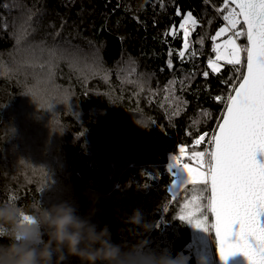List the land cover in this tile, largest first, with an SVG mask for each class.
Wrapping results in <instances>:
<instances>
[{
  "label": "trees",
  "instance_id": "16d2710c",
  "mask_svg": "<svg viewBox=\"0 0 264 264\" xmlns=\"http://www.w3.org/2000/svg\"><path fill=\"white\" fill-rule=\"evenodd\" d=\"M220 5L0 0V201L17 203L0 202V211L37 223L35 247L50 241L48 214L62 206L73 211L81 247L114 246L112 264H198L195 226L178 215L209 193L198 184L173 194L167 164L180 146L213 133L225 108L214 97L230 94L222 81L238 82L232 66L219 75L207 68L211 36L225 23ZM178 9L199 21L194 57L178 56ZM173 27L177 35H166ZM9 231L0 221V246L12 242ZM209 239L217 264L213 232ZM63 255L62 264H81Z\"/></svg>",
  "mask_w": 264,
  "mask_h": 264
},
{
  "label": "snow or ice",
  "instance_id": "6c2138e0",
  "mask_svg": "<svg viewBox=\"0 0 264 264\" xmlns=\"http://www.w3.org/2000/svg\"><path fill=\"white\" fill-rule=\"evenodd\" d=\"M217 11L225 23L211 36L214 58L208 60L207 68L219 75L232 66L239 79L236 85L222 81L230 94L214 97L225 108L213 133L198 135L191 149L182 145L173 157L174 164L187 174V181L177 187L200 184L210 193L186 200L178 216L214 232L222 261L240 253L248 264H264V162L258 159L264 157V0H221ZM177 15L183 33L178 56L194 57L190 37L199 21L191 12L182 14L178 9ZM169 34L177 35L175 27ZM241 37L246 38V46L238 43ZM167 63L173 67L171 59ZM241 66L246 70L240 71ZM203 76L207 78L209 72ZM203 144H208L207 151L195 150ZM205 198L206 205L201 204ZM6 201L16 203V198L0 202ZM208 212L214 221L210 227Z\"/></svg>",
  "mask_w": 264,
  "mask_h": 264
},
{
  "label": "clouds",
  "instance_id": "9594fccd",
  "mask_svg": "<svg viewBox=\"0 0 264 264\" xmlns=\"http://www.w3.org/2000/svg\"><path fill=\"white\" fill-rule=\"evenodd\" d=\"M49 226L50 241L42 248L34 246L36 232L34 220L19 219L15 211H0V221L10 226L7 234L12 241L7 246H0V264H62L63 255L79 258L81 264H112L115 258L114 246H101L100 249L81 247L79 224L70 208L58 206L52 210ZM95 243V238H92ZM55 248H51V243ZM55 257V260H54Z\"/></svg>",
  "mask_w": 264,
  "mask_h": 264
},
{
  "label": "rangeland",
  "instance_id": "374dc122",
  "mask_svg": "<svg viewBox=\"0 0 264 264\" xmlns=\"http://www.w3.org/2000/svg\"><path fill=\"white\" fill-rule=\"evenodd\" d=\"M238 43L245 46V43L243 42V37H241L238 40ZM168 165H170V164H168ZM193 166H195V163H193ZM169 169L176 176V180L174 181V184L171 187V191L173 194H175L177 191L181 192L186 186L191 185V184H186L183 187H177V185L183 184L187 181V174L183 171V169L181 167L176 166V165L169 166ZM174 188H176V189L173 190ZM200 195H203V193ZM200 203L206 205L204 200H201ZM27 220H33V219H27ZM208 224L210 227L212 222L209 220ZM33 227L35 229L36 236H37L38 227H37L36 222L33 224ZM193 235H194V239H193L192 243L190 244V247L194 249L193 252H194V256L197 260V263L198 264H210V262L212 260L214 261V258H213L212 250H211V246H210L209 232H206L203 229L195 227ZM184 259H186V258H184ZM216 263H217V260H216ZM131 264H137V262L134 261Z\"/></svg>",
  "mask_w": 264,
  "mask_h": 264
},
{
  "label": "water",
  "instance_id": "95a60500",
  "mask_svg": "<svg viewBox=\"0 0 264 264\" xmlns=\"http://www.w3.org/2000/svg\"><path fill=\"white\" fill-rule=\"evenodd\" d=\"M246 42H247V40H246ZM258 159H260L262 162H264V157L258 156ZM209 195H210V193H209ZM213 222L214 221L212 219V223ZM213 235H214V232H213ZM215 243H216V241H215ZM216 260H217V264H248L246 258L240 253H237L234 256L229 257L226 261H222L219 257L217 245H216Z\"/></svg>",
  "mask_w": 264,
  "mask_h": 264
},
{
  "label": "built area",
  "instance_id": "2783aa9c",
  "mask_svg": "<svg viewBox=\"0 0 264 264\" xmlns=\"http://www.w3.org/2000/svg\"><path fill=\"white\" fill-rule=\"evenodd\" d=\"M221 17H222V19H223V16H222V15H221ZM224 22H225V21H224ZM173 157H175V156H174V155H170V156H169L168 164H170V165L167 164V167H169V166H171V165H175V164H174V161L172 160Z\"/></svg>",
  "mask_w": 264,
  "mask_h": 264
}]
</instances>
